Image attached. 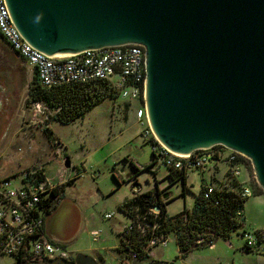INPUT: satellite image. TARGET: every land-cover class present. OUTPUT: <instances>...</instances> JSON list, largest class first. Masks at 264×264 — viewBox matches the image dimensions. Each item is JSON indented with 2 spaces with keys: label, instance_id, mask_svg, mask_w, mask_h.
<instances>
[{
  "label": "water",
  "instance_id": "obj_1",
  "mask_svg": "<svg viewBox=\"0 0 264 264\" xmlns=\"http://www.w3.org/2000/svg\"><path fill=\"white\" fill-rule=\"evenodd\" d=\"M5 2L23 38L49 56L142 44L157 139L181 155L215 144L237 150L264 190V0ZM65 167L74 173L69 157Z\"/></svg>",
  "mask_w": 264,
  "mask_h": 264
},
{
  "label": "rangeland",
  "instance_id": "obj_2",
  "mask_svg": "<svg viewBox=\"0 0 264 264\" xmlns=\"http://www.w3.org/2000/svg\"><path fill=\"white\" fill-rule=\"evenodd\" d=\"M137 106L138 102L135 100L107 94L90 110L69 123L50 118L53 133L65 146L61 156L69 157L74 170L78 172L76 180L67 185L64 194L78 207L81 218L86 220V226L90 224L88 230L95 223L102 235L106 229L110 230V224L114 221L129 220V217L118 209V203L126 197H131L133 189L145 191L156 187L158 181V185L164 187L170 197L166 204L167 212L174 214L185 206L191 207L194 204L195 196L201 191V185L215 181L211 174L219 179L227 168L226 163H221L218 170L206 169L205 174L199 169L190 170L187 173L185 188L181 178L173 181L167 175L168 169L160 160L152 164L151 168H142L150 164L154 156L150 143L140 134L142 125L134 115ZM24 114L25 106L0 128V167L3 170L0 171V176L12 172L20 174L26 166L32 168L35 164L42 163L47 174L53 176L59 165L56 161L52 162L54 153L44 131L46 124L40 121L39 116L33 117L34 120L31 121V112L28 114L29 118L23 117ZM128 159L133 162H128ZM135 163L142 168L137 173ZM237 180L247 185L258 184L250 160L246 161V167L242 165ZM106 212H111L113 217L105 218ZM239 220L242 225L238 232H233L228 238H218L213 246L199 244L190 249L188 256L193 254L206 259L211 255H222L225 264H261L263 257L257 253L264 249L258 248L257 245L247 250L240 233L244 230H264V190L244 200L243 215ZM83 230L87 232V229ZM89 242L94 241L82 233L77 238V243H67L66 246L75 252L78 251L79 243L88 246ZM153 251L158 264H191L188 256L182 258L178 255L173 232L168 233L166 244L154 246ZM106 259L108 264H122L112 252L106 255ZM0 262L13 264L14 259L4 256ZM128 264H149V259L128 261Z\"/></svg>",
  "mask_w": 264,
  "mask_h": 264
},
{
  "label": "built area",
  "instance_id": "obj_3",
  "mask_svg": "<svg viewBox=\"0 0 264 264\" xmlns=\"http://www.w3.org/2000/svg\"><path fill=\"white\" fill-rule=\"evenodd\" d=\"M0 35L13 50L34 66L45 86L100 81L108 84L117 96L137 101L134 115L142 125L140 134L150 143L156 161L160 160L169 172L183 170L188 173L193 169H199L201 172L206 169L213 171L218 170L221 163H226L227 168L217 183L215 180L201 185L204 199L212 200V195L218 190H237L242 199L254 194L252 184L239 183L237 180L242 165L246 167V161L250 160L243 153L222 144H215L181 155L171 151L157 139L146 111L145 48L142 44L126 43L84 50L75 55L49 56L32 47L23 38L11 19L5 0H0ZM30 112L31 121L34 120L33 117L39 116L40 121L51 127L50 118L53 113L44 102H32ZM52 148V161L59 165L55 175H48L41 164L22 170L20 174L0 177V259L11 256L14 259L13 264H42L39 259H72L73 252L63 243L52 239L44 228L45 216L53 209L61 186L71 177L78 175L77 171H74L73 176L65 174V158L61 156L65 149L64 144L59 139H54ZM136 166L141 167L138 164ZM160 196L163 198L162 193ZM213 202L217 204L218 199ZM152 210L157 213L159 207L155 209L154 206ZM242 215L243 206L240 205L235 216L240 218ZM112 216L111 212L104 214L105 218ZM146 226L149 228V234H146V227L140 222L136 224L130 219L120 231L118 246L128 247L124 250V255L130 259H137L144 253L149 259V264H158L153 247L166 244L168 234L157 233V224L147 223ZM91 235L93 241H99L101 230H92ZM240 236L245 241V248H253L264 241V230H244ZM121 242L126 246L121 245Z\"/></svg>",
  "mask_w": 264,
  "mask_h": 264
},
{
  "label": "trees",
  "instance_id": "obj_4",
  "mask_svg": "<svg viewBox=\"0 0 264 264\" xmlns=\"http://www.w3.org/2000/svg\"><path fill=\"white\" fill-rule=\"evenodd\" d=\"M107 94L117 96L110 90L108 84L100 81L45 86L41 83L36 71V77L30 85L27 103L44 102L53 112L51 115L52 119L62 123H69L90 110ZM44 131L48 135L52 146V141L59 138L54 135L51 127L45 126ZM153 156L154 159L150 164L145 165V169L156 162L155 155L153 154ZM134 167L136 173L140 171V168L135 165ZM43 170L46 172L45 165ZM169 175L173 178H181L183 188L186 187L187 172L183 170L170 171ZM76 178L77 176L75 175L64 183L59 193L65 185L72 184ZM252 186L254 187V193H262L263 189L259 184H252ZM160 194L161 191L158 187L143 192H135L132 197L125 199L119 204L118 209L136 224L140 222L141 225L145 226L146 234H149L147 223L157 224L155 228L157 233L168 234L173 232L178 246V255L182 258L188 255L194 243L197 245H212L218 238H228L233 232H238L242 225L239 218H236L235 215L236 209L240 205L243 206L245 199L240 197L237 190H218L212 195V200L204 199L200 191L195 196L194 204L191 207L185 206L174 214L167 212L166 204L168 199L162 198ZM215 199H218L217 204L213 202ZM154 206L159 207L157 213L152 210ZM135 235L136 233H134V238ZM199 239L201 240L199 241ZM122 244L126 246L124 242H121ZM130 248H132L131 245ZM126 249L128 247L121 248L118 246L119 252H122L123 255ZM246 249L251 250V248ZM145 258L146 254L142 253L137 259ZM74 261L75 256H72L69 263Z\"/></svg>",
  "mask_w": 264,
  "mask_h": 264
},
{
  "label": "crops",
  "instance_id": "obj_5",
  "mask_svg": "<svg viewBox=\"0 0 264 264\" xmlns=\"http://www.w3.org/2000/svg\"><path fill=\"white\" fill-rule=\"evenodd\" d=\"M35 77H36V70L34 66L31 65L22 56H20L15 50H13L12 47L0 35V128H2V125H6L8 119H10L11 116L15 115L17 111L23 108L24 106L26 107V114H24L23 117L28 116L31 108V104L27 103L29 96V89ZM29 117L30 116H28L27 118ZM29 119H31V117ZM55 136L59 138L57 135ZM49 160H51V158ZM128 162L131 163L133 161L132 159H128ZM28 167L26 166L25 168ZM151 167L152 165H150V168ZM0 171H3L1 167H0ZM167 171L169 172V170ZM154 172L156 173L157 170L155 169ZM15 173L17 172L4 174L0 177L8 176ZM202 173L205 174L206 170L203 171ZM65 174L67 176L68 175L73 176L71 169H67ZM167 175L170 176L169 173ZM211 177L216 181L220 179V178L216 179L214 174H211ZM170 178L173 181L178 179L177 177L173 178L171 176ZM156 182H157L156 187L160 189L162 195L167 194L163 198L168 199L169 201L170 197L168 193L165 192V188L160 187L158 185V181ZM67 185H65L63 190L59 193V196L55 200L53 209L45 216V222H44V228L46 233L52 239L63 243L65 246L67 245V243H77V238L82 233H85L88 237H90V239H92L91 231L97 229L95 227L96 224L93 223V227H90V229L88 230V226L90 224H88L87 222L88 226H86V220H84V218H81V213L78 207L74 204L72 200H69V198L66 197V195L64 194L65 189L68 187ZM150 189H153V187ZM132 192H133L132 194L133 196L135 192H143V191H140L139 189H133ZM127 198L130 197L124 198L122 201L118 203V206ZM122 213L126 215L124 212ZM129 220L124 221V219L121 220L118 219L113 223H111L110 230L106 229L103 235L101 231L102 238L100 236L99 241L89 242L88 246H83L81 243H79V246L77 247L78 251L75 252L73 251L75 257L82 258L83 260H85L83 261L82 264H108L106 255L109 252L110 253L112 252V254L115 253V257L122 264H128V261L140 260V259H127L123 255V253L119 252L118 250V244L120 241V236H119L120 231L122 227ZM83 228L87 229V232L84 231ZM210 246H213V244ZM258 248L264 249V241L258 244ZM257 254L258 256L260 255L261 257H263L261 264H264V250L258 252ZM222 257L224 256L211 255L210 257L204 259L198 256H193L192 254L188 256V261L190 259L191 264H225L224 258Z\"/></svg>",
  "mask_w": 264,
  "mask_h": 264
},
{
  "label": "flooded vegetation",
  "instance_id": "obj_6",
  "mask_svg": "<svg viewBox=\"0 0 264 264\" xmlns=\"http://www.w3.org/2000/svg\"><path fill=\"white\" fill-rule=\"evenodd\" d=\"M72 256H74L73 253H72ZM65 261H67V260H65ZM75 261H76L77 264H81V263H83V261H85V260H83L82 258L75 257ZM56 263H57V264H60V263L62 264L63 262H62V260H58Z\"/></svg>",
  "mask_w": 264,
  "mask_h": 264
}]
</instances>
